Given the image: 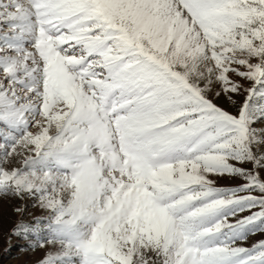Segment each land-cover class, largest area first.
Returning a JSON list of instances; mask_svg holds the SVG:
<instances>
[{
    "label": "snow or ice",
    "instance_id": "1",
    "mask_svg": "<svg viewBox=\"0 0 264 264\" xmlns=\"http://www.w3.org/2000/svg\"><path fill=\"white\" fill-rule=\"evenodd\" d=\"M4 201L36 264H264V0H0Z\"/></svg>",
    "mask_w": 264,
    "mask_h": 264
},
{
    "label": "rangeland",
    "instance_id": "2",
    "mask_svg": "<svg viewBox=\"0 0 264 264\" xmlns=\"http://www.w3.org/2000/svg\"><path fill=\"white\" fill-rule=\"evenodd\" d=\"M220 103L224 104L225 107H228L223 100H221ZM220 183L223 186H232L241 183V181H221ZM14 203L15 201H4L0 204V209H2L4 213L3 231L0 232V264H36V262L43 256V252L21 251L20 243L15 237L12 238L11 246L9 245L7 232L17 220V217L12 211ZM29 211L39 215L38 209L29 208ZM260 238V236L251 237L249 242L251 243ZM6 249L10 250L6 251Z\"/></svg>",
    "mask_w": 264,
    "mask_h": 264
}]
</instances>
